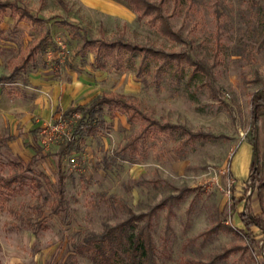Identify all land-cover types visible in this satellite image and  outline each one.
<instances>
[{
	"label": "rangeland",
	"instance_id": "obj_1",
	"mask_svg": "<svg viewBox=\"0 0 264 264\" xmlns=\"http://www.w3.org/2000/svg\"><path fill=\"white\" fill-rule=\"evenodd\" d=\"M20 1L45 24L23 23L18 28L6 17L1 25L5 34L0 40V75L8 73L7 60L22 54L45 29L51 38L45 53L36 59L59 73L55 78L65 73V64L76 68L77 74L93 71V53L75 54L84 38H122L132 45L185 53L199 64L195 73L196 68L183 60L179 70L170 64L167 72L155 78L157 64L152 59L140 72L141 56L128 62L126 55L121 70H105L99 91L124 93L148 117L208 137L185 144V137L177 134L172 138L149 134L143 158L135 155L130 160L121 152L130 125L105 107L106 128L86 137L78 153L64 157V205L54 214L49 207L54 198L51 189L34 191L30 179L43 182V173L54 183L53 154L71 121L62 122V131L52 132L51 140L42 144L41 131L58 118L44 122L37 133L43 159L11 189L0 183V264H66L70 259L75 264H93L86 255L72 252L82 236L122 221L127 208L145 214L162 203L151 216L157 264L205 263L226 252L217 264H261L258 251L250 250L236 232L242 227L229 219L231 199L217 188L205 191L202 184L213 174L221 185L230 177V156L249 126L250 97L264 85V0H194L187 19L184 14L190 0H181L176 8L172 0H148L162 3L181 42L160 35L147 18L137 22L132 12L112 0L97 1L124 8L125 17L101 14L90 4L96 0ZM138 127L135 123L134 128ZM259 135L264 156V118ZM12 157L1 145L0 178L16 171L10 164Z\"/></svg>",
	"mask_w": 264,
	"mask_h": 264
},
{
	"label": "trees",
	"instance_id": "obj_2",
	"mask_svg": "<svg viewBox=\"0 0 264 264\" xmlns=\"http://www.w3.org/2000/svg\"><path fill=\"white\" fill-rule=\"evenodd\" d=\"M135 15L136 21L141 22L147 18L150 26L154 27L157 32L172 42H181L180 33L173 30L168 18L164 15L162 3H151L148 0H112ZM181 0H172L173 7L180 5ZM194 0H190L184 14L187 19L192 9ZM11 17L15 23L26 22L30 26H43L45 21L35 16L29 9L24 7L20 0L0 1V40L4 39V31L1 28L6 17ZM50 40L49 32L44 30L41 37L31 43L22 54L16 58H11L7 67L8 76L0 77V83H13L17 76L24 73L29 66L36 62V57L45 53L46 45ZM89 53L94 54L93 68L97 70H121L124 67L123 58L127 55L128 62L137 55L141 56L138 71H142L147 66L148 59H152L155 64L154 77L158 78L169 70L170 64H173L176 70H179L183 60L196 69L200 68L199 64L191 61L189 55L185 53H167L162 50H155L151 47L132 45L122 38L107 41L104 38L90 40L84 38L83 43L76 49V55L83 57ZM250 104V121L249 126L244 134V138L252 147V162L250 174L248 176L247 189L256 190L258 197L261 199V191L264 188V156L260 152L259 143V123L264 117V85L255 91L249 100ZM118 113L126 118L130 125V131L121 152L126 155L127 159H133L135 155L142 158L146 149L147 136L162 134L167 137L179 135L185 137L184 143L195 140H204L208 137L205 133H193L186 128L161 123L152 119L141 112L139 106L130 97L121 94L111 93L102 95L85 106H76L68 109L59 116L60 122L71 121L66 135L59 143V150L56 158V179L54 183L45 174L41 173L40 177L43 182L33 178L30 179L31 187L34 191H40L42 188L51 189L52 199L51 212L56 214L64 205L65 185L67 175L63 170V158L70 153H78L81 142L86 137L96 136L102 129L106 128L103 117V108ZM110 117H114L113 114ZM57 119V120H58ZM55 120L54 125L59 121ZM135 123H139L138 128H134ZM8 138L0 137V146L5 145ZM39 154V152H38ZM116 155L114 157H118ZM115 158L112 159L114 161ZM16 167V171L7 178H0V183L6 189H11L13 185L23 181L25 172H32L33 163H23L19 160H13L10 163ZM106 168V167H104ZM233 190V189H232ZM164 203L155 206L150 212L145 214H135L131 209H126V218L113 226L105 225L100 233H88L82 236L78 245L74 244V253L86 255L93 264H157L156 247L151 235V216ZM235 205V203H234ZM264 213V211H263ZM243 230H236L246 241L250 250H257L261 258V264H264V218L244 214L240 216ZM257 229L262 234V242L259 244L255 238L252 229ZM227 256V252L212 257L209 261L197 262L196 264H217ZM66 264H75L68 260Z\"/></svg>",
	"mask_w": 264,
	"mask_h": 264
},
{
	"label": "crops",
	"instance_id": "obj_3",
	"mask_svg": "<svg viewBox=\"0 0 264 264\" xmlns=\"http://www.w3.org/2000/svg\"><path fill=\"white\" fill-rule=\"evenodd\" d=\"M90 4L105 16L119 18L127 15L126 10L116 4L110 5V3L97 0L90 2ZM23 23L26 22H14V25L19 28ZM49 37L51 38L50 34ZM9 60H7L6 66ZM37 60L24 73L19 74L15 82L0 83V137L8 138L5 145L14 160L33 164L43 159L37 141V133L44 122H48L52 118H59L62 113L70 108L85 106L102 95L115 93L127 96L119 92L100 93V82L106 78V72L93 68V60L91 62V70L93 71H89V73L77 74L76 68L65 64L62 65L65 73L56 78L53 76H59V73L54 74L53 70H48L45 63L39 65ZM8 74L9 69L7 74L0 75V77L8 76ZM263 118L260 120L259 129ZM124 121L126 122L125 117ZM58 150L59 146L53 154L55 168ZM252 155V147L243 137L236 142L228 163V173L234 181L233 196L231 197L233 212L229 219L242 227V230L241 215L247 213L264 218V188L261 191V199L256 190L247 189ZM63 164L64 158L62 167ZM252 231L255 240L261 244L262 234L255 228Z\"/></svg>",
	"mask_w": 264,
	"mask_h": 264
},
{
	"label": "built area",
	"instance_id": "obj_4",
	"mask_svg": "<svg viewBox=\"0 0 264 264\" xmlns=\"http://www.w3.org/2000/svg\"><path fill=\"white\" fill-rule=\"evenodd\" d=\"M63 123L58 122L57 124H53L51 127H48L43 129L41 131L42 133V144H45L46 141L51 140L50 137H52V132H59L60 130L62 131ZM60 135V139L66 135L63 132ZM218 176L216 174H213V177L210 180L204 181L202 184V188L205 189V191H209L211 188H217L219 191L223 192V194L226 197H229L231 199L232 197V189L234 187V181L229 177L227 178L226 182L224 185H221L218 180Z\"/></svg>",
	"mask_w": 264,
	"mask_h": 264
}]
</instances>
